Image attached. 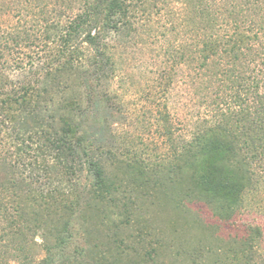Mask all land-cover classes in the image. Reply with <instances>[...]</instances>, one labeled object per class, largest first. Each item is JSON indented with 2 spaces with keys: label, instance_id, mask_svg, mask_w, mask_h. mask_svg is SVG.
Instances as JSON below:
<instances>
[{
  "label": "trees",
  "instance_id": "1",
  "mask_svg": "<svg viewBox=\"0 0 264 264\" xmlns=\"http://www.w3.org/2000/svg\"><path fill=\"white\" fill-rule=\"evenodd\" d=\"M165 1L55 0L49 19L44 0H0V251H12L17 264L143 257L144 238L123 236L136 221L132 193L152 197L148 189L168 192L167 183L176 208L244 228L228 247L229 264L256 261L261 232L238 214L264 166V0H169L179 28L173 19L167 32L183 40L170 39L167 62L213 96L214 116L187 138L175 136L163 105L157 121L172 156L144 166L141 184L128 189L113 171L138 161L117 158L92 131L105 132L113 117L106 110L121 109L111 90L120 76L111 40L130 35ZM164 77L168 93L173 76ZM92 224L109 241L103 250L91 242ZM145 255L162 264L156 248Z\"/></svg>",
  "mask_w": 264,
  "mask_h": 264
},
{
  "label": "rangeland",
  "instance_id": "2",
  "mask_svg": "<svg viewBox=\"0 0 264 264\" xmlns=\"http://www.w3.org/2000/svg\"><path fill=\"white\" fill-rule=\"evenodd\" d=\"M44 1L46 7L43 10L50 19L54 14L55 0ZM165 2L158 4L159 13L155 10L153 16L140 19L130 35L111 40L110 48L120 69V76L117 74L118 77L112 81L111 90L117 93L121 109L118 115L106 110L113 117L105 132L98 131V127L92 130L107 147L105 149H111L117 158L130 163L138 161L133 167L124 164L113 169L119 179L130 183L128 189L146 179V169L150 171L163 158L166 160L172 156L162 134V122L157 121L163 105L170 114L168 120L173 124L175 136L187 138L214 116V105H209L213 96L207 95L198 86L193 88L184 67L173 71L167 62L164 50L170 39L182 41L183 37L167 32V29H171L170 22L173 19L175 22L172 26L179 28V18L175 14L177 6L169 0ZM165 72L173 76L168 93L163 87L169 80L168 77L163 78ZM254 181L257 182L250 188L257 186L256 189L245 193L244 203L248 209L238 214V217L242 222H251L259 227L261 235L257 238L256 261L251 264H264V166L259 167ZM166 186L168 192L157 188L148 189L152 197L139 188L132 193L136 204L132 205L135 210L132 207L131 210H134L136 221L123 236L124 239L136 235L143 237L137 249L144 256H124L116 259V263L151 264L145 253L154 247L159 252L158 259L162 264H229L233 254L228 251V247L235 248L234 236L237 234L241 237L244 228L212 224L204 219L205 214H202V219L197 212H189L187 207L176 208L165 195L172 192L173 186L168 183ZM228 192L229 188L226 187L225 195ZM89 228L92 233L90 241L97 242L103 250L101 245L109 244L104 232L95 225L93 229L91 225ZM36 242L40 243V239L36 238ZM14 255L7 249L1 250L0 264H17ZM41 255L43 252L39 250Z\"/></svg>",
  "mask_w": 264,
  "mask_h": 264
}]
</instances>
